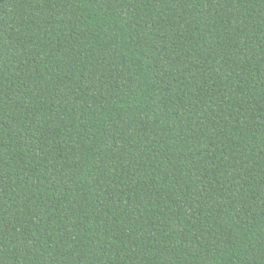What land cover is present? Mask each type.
<instances>
[{"label": "trees", "instance_id": "obj_1", "mask_svg": "<svg viewBox=\"0 0 264 264\" xmlns=\"http://www.w3.org/2000/svg\"><path fill=\"white\" fill-rule=\"evenodd\" d=\"M0 264H264V0H0Z\"/></svg>", "mask_w": 264, "mask_h": 264}]
</instances>
